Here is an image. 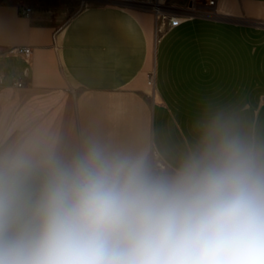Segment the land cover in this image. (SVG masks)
<instances>
[{"label":"crops","instance_id":"obj_1","mask_svg":"<svg viewBox=\"0 0 264 264\" xmlns=\"http://www.w3.org/2000/svg\"><path fill=\"white\" fill-rule=\"evenodd\" d=\"M24 45L29 61L8 52ZM0 81V152L96 138L172 165L219 110L264 137V0H216L159 35L153 12L125 4L0 0Z\"/></svg>","mask_w":264,"mask_h":264},{"label":"clouds","instance_id":"obj_2","mask_svg":"<svg viewBox=\"0 0 264 264\" xmlns=\"http://www.w3.org/2000/svg\"><path fill=\"white\" fill-rule=\"evenodd\" d=\"M0 264H264V137L219 110L167 166L96 138L0 152Z\"/></svg>","mask_w":264,"mask_h":264},{"label":"built area","instance_id":"obj_3","mask_svg":"<svg viewBox=\"0 0 264 264\" xmlns=\"http://www.w3.org/2000/svg\"><path fill=\"white\" fill-rule=\"evenodd\" d=\"M216 0H189L183 7L171 5L169 0H83V4L89 3H117L125 4L130 7L144 8L155 14L157 20V34L164 32L166 26H176L182 21L192 16H210L214 14V5ZM30 7L23 9L24 13H28ZM9 53L20 54L29 61L32 56L31 46H14L8 49ZM17 86H23L22 80H15ZM1 86V81H0ZM153 159L161 165H168V162L161 156L157 150L152 151Z\"/></svg>","mask_w":264,"mask_h":264},{"label":"rangeland","instance_id":"obj_4","mask_svg":"<svg viewBox=\"0 0 264 264\" xmlns=\"http://www.w3.org/2000/svg\"><path fill=\"white\" fill-rule=\"evenodd\" d=\"M83 1V0H82ZM133 8H136V9H139V10H146V9H144V8H137V7H133ZM148 11V10H147ZM159 37V36H158Z\"/></svg>","mask_w":264,"mask_h":264}]
</instances>
